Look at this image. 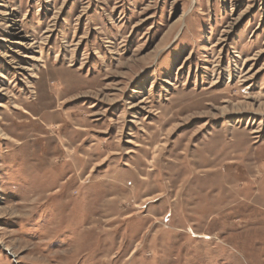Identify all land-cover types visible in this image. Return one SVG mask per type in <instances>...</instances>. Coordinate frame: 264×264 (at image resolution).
<instances>
[{
  "label": "rangeland",
  "instance_id": "obj_1",
  "mask_svg": "<svg viewBox=\"0 0 264 264\" xmlns=\"http://www.w3.org/2000/svg\"><path fill=\"white\" fill-rule=\"evenodd\" d=\"M0 264H264V0H0Z\"/></svg>",
  "mask_w": 264,
  "mask_h": 264
}]
</instances>
